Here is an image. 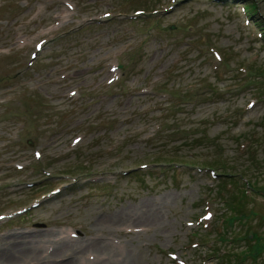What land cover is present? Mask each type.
<instances>
[{
  "label": "rangeland",
  "instance_id": "1",
  "mask_svg": "<svg viewBox=\"0 0 264 264\" xmlns=\"http://www.w3.org/2000/svg\"><path fill=\"white\" fill-rule=\"evenodd\" d=\"M254 21L264 0H0V249L30 250L9 264L57 260L65 238L92 264L96 247L124 264H264Z\"/></svg>",
  "mask_w": 264,
  "mask_h": 264
},
{
  "label": "bare ground",
  "instance_id": "2",
  "mask_svg": "<svg viewBox=\"0 0 264 264\" xmlns=\"http://www.w3.org/2000/svg\"><path fill=\"white\" fill-rule=\"evenodd\" d=\"M15 238H17L15 236ZM9 240L8 243L4 246V248L0 249V263L1 264H9L10 261L13 259H18L21 257H25L30 252L29 250V244L27 242L18 241L17 239ZM70 240L65 238L63 241H58V245L55 246L53 250L56 252V256H61L57 260H53L50 262V260H45L47 255L41 256L39 253H36L38 260H43L40 263L41 264H92L90 262H82L78 256V253L82 247H78L74 244V242L68 246L67 242ZM79 245V243L77 244ZM89 246V244H87ZM79 250V251H78ZM94 251H97L96 253V260L94 264H124L125 263V257L126 255H122V258H117V255L115 258H112V254L106 251V248L100 247V248H93ZM119 253V252H118ZM120 252L119 254H121ZM120 256V255H118ZM104 262V263H103ZM29 263V262H28ZM12 264H20L17 261H15ZM27 264V263H25Z\"/></svg>",
  "mask_w": 264,
  "mask_h": 264
},
{
  "label": "trees",
  "instance_id": "3",
  "mask_svg": "<svg viewBox=\"0 0 264 264\" xmlns=\"http://www.w3.org/2000/svg\"><path fill=\"white\" fill-rule=\"evenodd\" d=\"M249 7H250V5H249ZM251 8V7H250ZM256 23H259L258 21H255ZM261 29L263 30L264 29V27H262L261 26ZM263 33H264V30H263ZM175 94V93H174ZM177 95V94H176ZM159 161V160H158ZM158 161L157 160H155V162H157L158 163ZM172 163H176V161L175 162H172ZM203 167H207V166H203ZM215 170V169H214ZM217 174V173H216ZM236 174V173H235ZM218 175V174H217ZM228 176V175H227ZM231 176V175H230ZM229 177V176H228ZM230 178V177H229ZM232 179H234V177H232ZM231 180V179H230ZM226 181H229V180H225L224 182H226ZM245 184H246V186H247V188H249V189H253L252 188V186L249 184V182H248V180H246V182H245ZM225 188V185L224 184H222V188H221V190H223ZM258 190V189H257ZM263 197H264V193L263 194H261ZM230 197V202L229 203H231L232 202V205L233 204H236L237 203V205H236V207H235V209H234V206L235 205H233V206H231V209L234 211H236L237 210V212L238 213H241V214H244V211H245V205H244V202L243 201H245V200H243V191H241L240 190V192L237 194V195H235V194H233L232 196H229ZM237 200H236V199ZM234 202V203H233ZM240 206V207H239ZM232 217H230V219H229V223H230V221H232ZM223 220H225V219H223ZM249 234H250V232H249ZM251 234H252V232H251ZM245 238H247V235L245 236ZM258 243V241L257 242H255L254 244H255V246L257 247V248H260V244L258 245L257 244ZM247 246H249V244L247 245ZM254 246H252V245H250V248H249V253H252L253 251H256L257 249H254V250H252L251 251V249L253 248ZM245 256V253H244V255H243V253L241 252L240 253V256H239V259H242L243 257Z\"/></svg>",
  "mask_w": 264,
  "mask_h": 264
}]
</instances>
